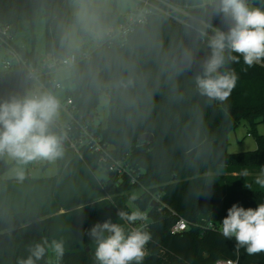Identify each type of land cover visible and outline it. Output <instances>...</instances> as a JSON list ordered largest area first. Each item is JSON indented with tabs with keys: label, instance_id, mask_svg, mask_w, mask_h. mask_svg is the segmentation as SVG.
Returning a JSON list of instances; mask_svg holds the SVG:
<instances>
[{
	"label": "trees",
	"instance_id": "1",
	"mask_svg": "<svg viewBox=\"0 0 264 264\" xmlns=\"http://www.w3.org/2000/svg\"><path fill=\"white\" fill-rule=\"evenodd\" d=\"M174 1L195 6L191 12L213 30L221 27L213 12L203 6L205 0ZM251 1L264 7V0ZM71 2L0 0V24L11 26L13 45L36 68L40 60L37 51L20 48L14 37L26 27L35 41L33 26L39 9H43L46 21L45 54L61 61L88 47L87 43L78 50L71 46L70 26L79 22L70 10ZM90 11L103 31L116 24L122 14L116 8L106 11L91 6ZM195 25L210 31L204 24ZM81 34L85 39L89 36L84 29ZM207 42L194 29L168 16L154 15L124 46L104 42L89 57L79 54L70 71L75 85L70 96L77 114L82 122L87 114L95 118L101 98L106 96L109 112L105 125H95L94 118L87 125L139 176L130 182L126 175L109 172V178L100 181L95 175L101 166L99 156L88 146L77 153L68 143L56 159L58 173L53 178L3 179L9 164L0 157V264H17L19 258L27 256L28 247L43 238L65 240L66 252L57 264H96L90 228L109 218L131 228L133 225L118 221L117 212L137 208L147 213L144 230L152 237L143 264H215L219 259L264 264V253L249 255L236 247L234 238L225 239L220 231L233 204L256 208L264 202V188L255 183L264 168V135L255 134V150L228 152V133L243 119L254 128L264 122V64L249 68L241 57L240 63L231 66L238 80L229 99L224 104L209 101L200 95L195 83L201 62L210 52ZM37 72L50 86L52 76ZM26 87L25 69L14 67L0 80V100L23 96ZM63 131L54 120L50 132L63 139ZM146 133L153 134V142L139 140ZM11 189L16 193L15 202L6 200L13 194ZM136 190L140 194L132 201ZM7 192L11 193L5 196ZM157 194L160 203L155 205L152 196ZM30 195L36 206L24 200ZM14 204L20 205L6 206ZM179 217L187 220L188 227L172 234Z\"/></svg>",
	"mask_w": 264,
	"mask_h": 264
},
{
	"label": "clouds",
	"instance_id": "2",
	"mask_svg": "<svg viewBox=\"0 0 264 264\" xmlns=\"http://www.w3.org/2000/svg\"><path fill=\"white\" fill-rule=\"evenodd\" d=\"M207 2L221 27L215 28L208 38L210 52L201 62L195 83L200 95L224 104L238 80L231 66L240 63L241 57L249 68L264 64V7L254 6L251 0ZM59 108V100L50 92L31 91L0 100V157L6 155L17 165L37 160L55 161L61 157L62 138L50 132ZM16 175L19 180L24 179L22 167ZM255 183L264 188V168ZM130 199L135 201L137 196L133 194ZM117 216L118 221L128 225L147 219V214L139 208L130 212L119 210ZM220 231L225 239L234 238L236 247L244 248L247 254L264 253V202L256 208L233 204L220 224ZM88 235L94 245L96 264H143L146 246L152 239L142 226L126 228L110 218L94 224ZM65 252L64 239L43 238L31 244L27 256L19 258L17 264H40L41 261L49 264L50 253L59 261Z\"/></svg>",
	"mask_w": 264,
	"mask_h": 264
},
{
	"label": "built area",
	"instance_id": "3",
	"mask_svg": "<svg viewBox=\"0 0 264 264\" xmlns=\"http://www.w3.org/2000/svg\"><path fill=\"white\" fill-rule=\"evenodd\" d=\"M134 6L125 13L121 14L120 20L110 26L104 34V40L100 43H108L109 46H124L129 39V36L140 26L146 24L150 17L154 15L168 16L177 22L184 24L200 35L205 32L206 35L201 37L204 40L212 35L213 28L209 23L197 17L191 9L195 6L188 4L182 5L174 0H133ZM203 6L211 7L205 0ZM207 9V8H206ZM196 24H204L208 30L201 29ZM106 29V30H107ZM13 35L10 25L0 24V49L6 54L2 60L0 68V80L4 79L7 74L14 67H21L25 69V79L27 86L32 91H60L63 95L61 105L69 112L70 120L64 125L63 139L65 143L74 149L77 153L81 151L84 146H88L93 153L99 156V163L104 166L108 172L116 173L117 176L126 175L130 182L137 180L136 169L131 167L130 163L116 157L113 154V147L103 142L102 138L91 131L87 125V121L82 122L77 114V107L74 103L73 97L70 93L75 90V85L72 82V74H66L59 77L57 74L62 70H72L79 61V54L86 58L91 56L94 48H85L81 53L72 52L69 56L61 61L56 60L52 55L45 54L39 60V65L36 68L32 62L26 58L12 43ZM99 46V45H98ZM47 73L52 76L51 85H46L40 78L37 72ZM156 199L160 200V195H154ZM148 219V218H147ZM143 228L147 227L148 221H143ZM133 227V226H132ZM188 227V222L183 217H179L176 223L171 228L172 234H180ZM211 227H214L211 225ZM238 259H219L215 264H237Z\"/></svg>",
	"mask_w": 264,
	"mask_h": 264
},
{
	"label": "rangeland",
	"instance_id": "4",
	"mask_svg": "<svg viewBox=\"0 0 264 264\" xmlns=\"http://www.w3.org/2000/svg\"><path fill=\"white\" fill-rule=\"evenodd\" d=\"M207 1V0H206ZM252 3V1H251ZM100 7L106 11H112L116 8L120 13H125L130 10L134 6L133 0H72L70 3V10L73 14L78 16V23L72 24L70 26V43L71 46L78 50L80 45L83 43H87L88 48H96L98 45L100 46L101 42L104 40V34L107 30H101L97 16L90 11V7ZM207 11L213 12L212 7H206ZM25 24V22H24ZM46 29V21L44 17L43 9H39L36 13L35 22L33 26V33L35 35V41L33 42L31 39V30L24 27L21 31H19L16 36L14 37V42L20 48L31 49L32 47L38 52L42 53L44 50V35ZM81 29H84L86 32L89 33V36L85 39L81 34ZM80 52V51H78ZM4 54L0 49V68L2 64V60L4 58ZM32 89L27 86L26 93L31 92ZM41 92H48V91H41ZM53 93L57 97L60 102V108L58 111V115L55 119L59 121V125L61 128L64 127L66 121L70 120L68 111L61 105V100L63 96L61 95L60 91L50 92ZM60 93V94H59ZM109 107H108V100L106 96H102L101 103L97 108V112L94 118L93 123L95 125L104 126L107 117H108ZM264 135V122H259L254 127L247 120H242L240 125L235 129L231 130L228 133V152L229 153H240L245 151L255 150L258 147L257 138L255 134ZM4 160L9 164L8 167L5 169L1 177L3 179H14L17 177L16 175V168L22 167L24 170V177L30 178H53L58 173V165L57 161H46V160H37L30 162L27 165H17L15 161L7 157L6 155L3 156ZM96 178L100 181H106L109 178V172L104 166H99L95 171ZM90 188H88L89 190ZM20 190V188L16 189ZM12 196H7V192L5 196H7L6 200L15 202L16 193L12 190ZM136 196L140 194V190H136L134 192ZM111 197V195L107 194V198ZM153 200L160 203L159 199H156L152 196ZM23 201V198L20 199ZM24 200H28L29 205L33 207L36 206V200L33 196H24ZM20 204L16 205H6L7 208H18ZM131 207L134 208V204L130 202ZM146 213V212H145ZM147 214V213H146ZM145 221H148L146 219ZM144 222H139L136 226H142ZM49 264H57V260L54 256L49 254Z\"/></svg>",
	"mask_w": 264,
	"mask_h": 264
},
{
	"label": "water",
	"instance_id": "5",
	"mask_svg": "<svg viewBox=\"0 0 264 264\" xmlns=\"http://www.w3.org/2000/svg\"><path fill=\"white\" fill-rule=\"evenodd\" d=\"M37 60H39V59L37 58ZM93 118H94L93 114H87L86 115V121L87 122L93 121ZM138 138H139V140H144V141H148V142L154 141V136L151 133H146V134L140 135ZM62 147L63 148L66 147V143L64 140H62ZM155 205H158V202L155 201Z\"/></svg>",
	"mask_w": 264,
	"mask_h": 264
},
{
	"label": "crops",
	"instance_id": "6",
	"mask_svg": "<svg viewBox=\"0 0 264 264\" xmlns=\"http://www.w3.org/2000/svg\"><path fill=\"white\" fill-rule=\"evenodd\" d=\"M110 11V10H109ZM16 44V43H15ZM3 52V54L5 55L6 53L4 52V51H2ZM45 55V51H43L42 53H38L37 52V57L36 58H38V59H40L41 57H43ZM70 71L71 70H62L61 72H59L57 75L59 76V77H62V76H64V75H66V74H69L70 73ZM53 94V93H52ZM60 94V93H59ZM61 95H62V93H61ZM63 96V95H62ZM63 99V98H62ZM69 113V112H68ZM69 117H70V115H69ZM55 121L56 122H58L59 123V121H57V119H55ZM66 122H68V121H66ZM66 124V123H65ZM17 169L18 168H16V171H17Z\"/></svg>",
	"mask_w": 264,
	"mask_h": 264
}]
</instances>
